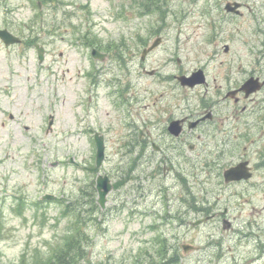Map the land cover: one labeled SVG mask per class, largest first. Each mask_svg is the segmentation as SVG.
Wrapping results in <instances>:
<instances>
[{
  "label": "rangeland",
  "instance_id": "obj_1",
  "mask_svg": "<svg viewBox=\"0 0 264 264\" xmlns=\"http://www.w3.org/2000/svg\"><path fill=\"white\" fill-rule=\"evenodd\" d=\"M141 1L148 0H60L59 4L45 0L39 10L37 0H0V27L9 28L24 38L35 31L38 35L35 37H39L37 43L46 48L45 61L39 64L34 46L22 44L7 48L0 42V264H19L24 253L28 260L24 264L49 259L75 232L73 221L77 215L64 214L66 205L77 201L82 188L91 191L88 186L96 182L98 173L108 174L112 180L123 173L121 166L125 164L121 158L125 141L118 138V125L110 122L114 121L118 108L113 102L114 95H109L113 87L106 84L99 89L97 107L92 109L90 118L84 119L88 111L84 92L89 83L83 71L90 60L87 47L80 41L86 31L109 43L125 39L124 53L134 52L138 64L143 46L135 39L134 28L144 29L149 24L151 28L160 27L161 21L155 11L145 12L139 4ZM228 1L247 5L242 9L243 15H227L224 6ZM162 6L168 12L170 26L164 32L165 43L149 56L147 69L159 68L171 75L178 69L191 72L204 67L214 91L217 85L232 86L249 71L262 69L264 61L258 64L256 60L264 52V0H164ZM51 31L54 33L49 35ZM156 37L155 34L148 40L145 38L149 41L147 46ZM108 64L113 65L106 75L111 78L116 63L111 60ZM119 76L124 78L123 74ZM131 78L138 93L141 117L150 114L148 104L152 102L153 91L156 97L160 92H168L163 103L174 102L168 84H161L157 78L141 71L138 78ZM183 92L181 97L188 98L180 104L182 114H189L191 107L198 108L197 99L193 92ZM80 100L85 101L82 108ZM51 113L55 115L54 129L47 131ZM106 122L111 123L112 131L106 130ZM96 130L105 132L107 160L93 172L88 167L95 165L96 146L91 131ZM201 130L194 135L187 132L184 139L167 140L170 149L180 146L185 155L168 160V166L176 169L167 174L166 181L172 186L167 197L161 189L159 197L150 195L145 186L127 177L124 179L128 182L118 184L110 192L105 209L96 202L97 191L95 195L79 199L83 204L78 205L86 219L82 228L88 235L87 256L81 264H155L158 258L155 242L164 237L168 221L153 209H164L167 213L171 202L178 210L188 209L194 197L199 205L208 203L204 208L222 210L229 206L236 228L243 227L242 221L249 214L259 218L264 215V210L260 211L264 196L262 200L244 201L242 197L227 203V197L221 195L215 176L219 173L217 182L222 181L220 167L225 165H221L225 160L217 159L221 166L216 165L214 169L201 166L215 159L220 143L217 139L221 136L210 137L209 147L202 149L197 139L203 133ZM191 144L195 145L194 149L190 148ZM146 157L153 156L146 154ZM71 158L80 164L70 163ZM144 161L150 164L149 160ZM147 164L144 163L146 174ZM160 173H164L163 168ZM180 176L190 184L176 183L181 180ZM262 178L263 174H258L257 179ZM161 182L159 178L154 180L156 186H164ZM258 192L263 194V190ZM47 193L55 194L56 198L43 199ZM186 216L198 219L206 215L186 210ZM214 223L215 220H210L196 229L197 240L193 241L201 249L194 255L201 256V264H211V242L214 245V240H221L224 247L228 245L229 231L226 233L223 228L214 237L208 236ZM259 248L255 255L248 254V259L257 256Z\"/></svg>",
  "mask_w": 264,
  "mask_h": 264
},
{
  "label": "flooded vegetation",
  "instance_id": "obj_2",
  "mask_svg": "<svg viewBox=\"0 0 264 264\" xmlns=\"http://www.w3.org/2000/svg\"><path fill=\"white\" fill-rule=\"evenodd\" d=\"M159 24L160 27L151 28L152 25L149 24L148 27L144 29L139 27L134 28L135 32L133 34L135 39L138 40V44H142V52L147 47L146 44L148 43L146 42H149L146 40L155 34L157 35L156 38L161 37L162 45L165 43L166 39L164 32L170 24L162 20ZM122 41L123 40L118 41V44H114V41H112L110 44L109 40L99 38V40L95 42L98 47H94L104 52L107 59L104 61L90 60V66L89 69L85 71V75L92 83V86L99 89L104 85L102 80L103 75L109 73L110 67H113L112 64H108V61L114 60L116 63V70L113 73L114 77L111 82L116 84V91H114L116 97L113 102L118 108H116L115 111L117 115L114 117V121L111 122L119 127L117 129V135L120 136L119 139H123L128 143H138L137 145L139 148L137 147L129 161L130 168L136 169L140 163L147 164V162L144 161L145 159H147V161L149 160L148 162L150 164H147L150 171L148 178L152 180L160 178L162 180L161 184L164 186L161 185L159 188L161 189L162 195L167 197L166 193L171 187L169 182L165 180L168 177L167 174L176 169L174 166H168V160L175 156L179 159L185 157L180 148L170 149L167 140L177 141L185 138L187 132H191V134L194 135V133L201 129V131L209 132L210 134H214L217 131L223 135L222 142L228 143L229 147L225 153L222 152L223 158H227V160H225L227 166L225 167L244 161L248 167L247 173L250 175L249 178L241 181L226 182L222 179L221 182H216L219 184L220 191H222L221 195L227 197V203H232L242 197L244 201H249L254 198L262 200V196H264V86L261 90L249 96L240 90L234 95H229L228 93L238 90L244 81L251 76L259 77L260 80L264 81V63L262 64V69L258 71H256V69L249 71L245 78L234 81V85L229 86L227 84H220L216 86L217 89L214 91L211 87L213 82L204 67H199L197 69L201 70L202 74H204L203 82L192 87L185 86L178 77L184 74H191L194 71L184 72L182 69H178L173 74L168 75V73L161 71L159 68L147 69L146 63L149 56L156 49L148 54L146 58L141 55L139 63L137 64L134 52L122 55L115 49L113 53V45L122 47ZM94 47H91V49ZM91 49H89V51ZM178 62L180 63L181 60L178 59ZM123 68L125 69L124 77L126 79V84L124 86L121 84L122 81L120 82L118 77ZM140 71L144 75L157 78L161 84H168V87L171 89L169 93L171 99H175L174 102L166 101L167 103H163L164 97L168 92H160L158 97H156V92L153 91L151 93L152 102L148 104V106L151 107V111L146 118L139 115L138 93L134 89V83L130 80L131 76L138 78ZM150 71L153 72L150 73ZM218 87H220L221 90H218ZM88 89L91 91L92 87H88ZM202 90L204 91L202 92ZM224 90L226 91L224 92ZM183 91L193 92V96L197 99L198 108H196L197 106H193L194 109L191 107L189 114H182L183 109L180 104L182 100L188 98V96L187 98L185 97V99L181 97ZM98 92L97 90L95 94H91L89 99L91 101L98 99ZM172 93L174 95H172ZM161 105L164 107H161ZM188 106L190 107L192 105ZM96 107L95 105L90 108L88 113L89 117L92 116V109ZM209 115L210 118H208ZM174 120L181 121L180 125L182 127V132L179 136H174L169 130V125ZM194 122H197V126L195 128H190V123ZM202 136L207 137L205 134ZM234 140L243 141L242 149L231 148L230 143ZM150 147H152V149H149ZM191 147L195 148V146ZM135 148L136 147H134V149ZM146 154H151L153 157H145ZM156 154H158V158L155 157ZM128 159L127 156L122 157V160ZM160 168H163V174L160 173ZM258 174H263L261 180L257 179ZM127 177H129V180L133 179L128 172H123L117 179L113 180L114 186H118V184L122 186L128 182L129 180L124 179ZM180 179L181 180L177 183L186 184L183 182L182 176H180ZM259 190H263V194L260 195L258 192ZM150 193L156 194L158 197L160 196L157 187L152 188ZM220 197L221 196L218 198L216 197L215 200H219ZM194 199L195 201H193L192 204L189 203L188 209L183 207L179 210L174 209L171 202L169 210L167 214H165V218L168 221L164 232L168 249V264H180L186 259V255L190 256L194 252L193 250L188 253L185 252L182 249V242L187 236H193V238L197 237L196 229L199 225L196 226L194 222L200 220V218L196 219L194 217L188 219L186 210L194 212L195 215H204L205 211L209 212L208 209L199 205L196 197H194ZM229 210V206H226L222 210L212 209L211 207V213L208 214L210 215V220H215L216 222L212 226V237H214L217 230L220 228H223L225 232L229 231V245H227V247H224L221 240H214L211 264H261L264 257V215L259 218L253 214H249L246 221H242L243 227L236 228L234 218L229 215ZM262 210H264V207L260 211ZM241 247H243V249L239 250ZM257 248H259L257 256L248 259V254L255 255ZM260 258L261 261L259 260ZM195 259L199 260L198 263L201 264L200 257H195Z\"/></svg>",
  "mask_w": 264,
  "mask_h": 264
},
{
  "label": "water",
  "instance_id": "obj_3",
  "mask_svg": "<svg viewBox=\"0 0 264 264\" xmlns=\"http://www.w3.org/2000/svg\"><path fill=\"white\" fill-rule=\"evenodd\" d=\"M239 7L238 3H235L234 6L232 4L227 5V10H233L235 11L236 8ZM0 37L4 40V42L9 45L11 43L19 42L20 39L10 33L8 30H0ZM160 43V39H157L154 44L144 53L148 52L149 50H152L154 47H156ZM39 53H40V59H43V47H39ZM94 56L95 57H100L103 58L104 55L100 54L96 51H94ZM202 76L201 72H196L194 73L191 77H183L182 83L183 84H189V85H195L197 82H200L201 79L200 77ZM262 85L261 83H257L254 78H251L249 81L245 83V85L242 87L247 93H250L258 88H260ZM52 123V121H51ZM194 125V124H192ZM181 127L179 125L178 121L172 122L170 125V131L176 135H178L181 131ZM97 144H98V157H97V162L98 165L101 164L103 158H104V143L102 137L97 138ZM245 176V171L241 166H238L236 168L230 169L226 171V178L227 180H232V179H240ZM112 186L108 182V177H99L98 179V191H99V203L104 207L106 203V195L107 193L111 190ZM47 197L52 198V195H48Z\"/></svg>",
  "mask_w": 264,
  "mask_h": 264
},
{
  "label": "trees",
  "instance_id": "obj_4",
  "mask_svg": "<svg viewBox=\"0 0 264 264\" xmlns=\"http://www.w3.org/2000/svg\"><path fill=\"white\" fill-rule=\"evenodd\" d=\"M72 212H76V208H72ZM75 232L68 236L64 246L55 250L50 258L37 259L32 264H81L87 256L84 242L87 240L86 234L80 225V216H77ZM48 259V260H47ZM25 263L23 257L22 264Z\"/></svg>",
  "mask_w": 264,
  "mask_h": 264
}]
</instances>
